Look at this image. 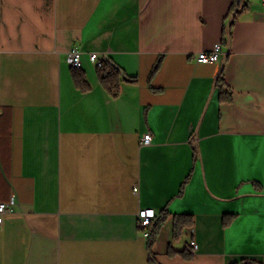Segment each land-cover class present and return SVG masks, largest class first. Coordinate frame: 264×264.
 <instances>
[{
    "label": "crops",
    "instance_id": "obj_1",
    "mask_svg": "<svg viewBox=\"0 0 264 264\" xmlns=\"http://www.w3.org/2000/svg\"><path fill=\"white\" fill-rule=\"evenodd\" d=\"M243 2L0 0V264H151L142 208L164 218L156 264H264V0ZM91 53L123 72L117 98Z\"/></svg>",
    "mask_w": 264,
    "mask_h": 264
},
{
    "label": "trees",
    "instance_id": "obj_2",
    "mask_svg": "<svg viewBox=\"0 0 264 264\" xmlns=\"http://www.w3.org/2000/svg\"><path fill=\"white\" fill-rule=\"evenodd\" d=\"M247 5L243 2V0H234L233 7L231 9V17L232 20H235L237 16L246 11ZM232 24L230 25L231 30ZM97 76L99 79V83L102 88L112 97L117 98L120 95V86L121 83L126 81V78L121 71V69L116 66V64L108 58H103L102 65L97 67ZM223 69L220 71L219 78L217 80L218 84L223 82ZM72 79L75 87L81 91L82 93H87L90 90V86L87 83L85 73L81 69L72 68ZM221 102H229L231 100V96L227 94L226 91L222 90L220 95ZM164 221V218L157 223L156 226H152L150 229V234L147 237L148 239V252H149V262L151 264H156L155 255L153 252V247L156 242L160 227ZM230 219H224V224L229 225ZM194 225V218L190 215L177 216L174 222V239L179 240L181 237V233L185 227H190ZM176 254L175 252L170 253V255ZM184 259L190 260L193 255L190 250H185L179 253ZM241 264H257L252 261H243Z\"/></svg>",
    "mask_w": 264,
    "mask_h": 264
},
{
    "label": "built area",
    "instance_id": "obj_3",
    "mask_svg": "<svg viewBox=\"0 0 264 264\" xmlns=\"http://www.w3.org/2000/svg\"><path fill=\"white\" fill-rule=\"evenodd\" d=\"M82 52L77 48H72L65 56L66 63L74 69H81L83 64ZM223 56V48L221 44H216L214 49L209 52H201L197 55V61L202 64H215L219 63ZM91 62L95 63L97 67L102 65L103 57H100L96 53H91L89 55ZM153 141V136L151 133L145 134L141 138V145L147 146L150 145ZM137 188H134V191L137 192ZM11 209L8 204L0 203V224L3 222V217L5 214L10 213ZM156 212L152 208H142L137 214V225L139 231L145 236L148 237L150 234V229L153 226L156 220ZM191 252L197 250V243L195 240H192L189 243Z\"/></svg>",
    "mask_w": 264,
    "mask_h": 264
},
{
    "label": "water",
    "instance_id": "obj_4",
    "mask_svg": "<svg viewBox=\"0 0 264 264\" xmlns=\"http://www.w3.org/2000/svg\"><path fill=\"white\" fill-rule=\"evenodd\" d=\"M226 58H227V55H225L224 58H223L221 70L224 68V64H225Z\"/></svg>",
    "mask_w": 264,
    "mask_h": 264
}]
</instances>
